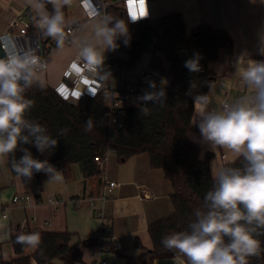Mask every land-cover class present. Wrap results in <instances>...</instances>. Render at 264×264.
<instances>
[{
    "label": "clouds",
    "instance_id": "9594fccd",
    "mask_svg": "<svg viewBox=\"0 0 264 264\" xmlns=\"http://www.w3.org/2000/svg\"><path fill=\"white\" fill-rule=\"evenodd\" d=\"M73 0H26L33 13L36 29L55 41L63 49L69 35L66 32L64 9ZM140 15L129 10L127 21L114 17L106 10L83 0L88 8L90 23L79 29L82 35L72 33V42L78 49L73 65L83 75L101 82L111 78L105 66V52L115 51L117 40L125 37L129 44L128 22L135 23L148 16L147 0ZM264 2V0H262ZM51 5V11L48 9ZM258 52L264 56V26L258 30ZM0 47L5 57L0 58V159L7 157L15 175L30 182L34 173H45L46 183L63 182V175L47 159L33 158L23 145H34L41 154L51 152L58 139L49 134L39 122L29 119L28 113L34 101L26 92L33 86L43 87L39 73L46 68L36 49L19 47L10 35L0 37ZM242 54L234 62L235 73L245 94L234 101L224 102L219 108H209L207 94L193 96L195 117L191 125L198 127L196 142L207 145L211 151L224 149L242 163L238 167H217L211 164L212 188L206 192L202 207L195 209L194 219L187 230L174 231L162 238L163 247L174 253L173 264H250V258L259 257L264 251V60L247 58ZM201 55L194 53L184 67L192 73L200 72ZM152 91H145L138 99L142 102L140 112L149 115L151 105L163 106L167 93L163 82L159 90L154 81H148ZM194 87V86H193ZM94 128V119L85 121L84 132ZM60 129L58 135L66 134ZM23 152L17 160L15 152ZM11 157V159H10ZM15 242L21 246L37 249L41 244L39 232L19 234Z\"/></svg>",
    "mask_w": 264,
    "mask_h": 264
},
{
    "label": "trees",
    "instance_id": "16d2710c",
    "mask_svg": "<svg viewBox=\"0 0 264 264\" xmlns=\"http://www.w3.org/2000/svg\"><path fill=\"white\" fill-rule=\"evenodd\" d=\"M47 7L51 11V5ZM105 10L127 21L126 11L119 5L108 4ZM64 12L67 21L65 9ZM128 28L129 32L133 31L127 37L129 44H124L125 37L117 40L118 49L126 55L120 62L132 68L144 54L150 55L148 66L161 75L169 76V84L165 87L167 100L163 106L148 102L146 106L150 107V111L147 116L140 112L141 104L125 107L116 121H112L103 93L83 94L78 103H71L55 88L43 83L42 88L33 86L26 92L27 98L34 101L28 118L45 126L49 134L58 139V144L50 153L44 154L39 153L34 145L23 147L31 146L33 158L47 159L60 171L66 172L71 166L79 165L87 177L102 171L97 157L110 151L115 152L120 160L146 153L150 165L162 169L172 185L173 212L148 226L152 247L131 260L133 263H144L174 255L163 247L162 238L174 231L187 230L188 224L195 218V209L202 207L206 192L212 188V154L207 153L201 159L198 144L188 136L195 113L192 95L209 96L217 78L210 65L219 59L221 52H232L233 39L227 30L207 24L187 33L180 12L161 16L156 26L144 18L134 26L128 22ZM194 53L201 55L199 63L202 70L198 73L189 72L184 67L185 61ZM139 87L140 92L152 91L143 82H139ZM190 89L192 95L187 94ZM89 117L94 119V128L84 132L85 121ZM60 129H66V134L58 135ZM241 163L236 159L225 166L238 167ZM36 232L41 235V244L33 254H27L28 247L15 242L17 235L30 232H15L11 243L18 256L7 262L1 260V264H32V258L38 264H50L54 260L63 264H86L82 249L79 243H72L70 232ZM258 238L264 248V236ZM82 243L91 244V240L85 239ZM250 264H264V251L259 257L250 258Z\"/></svg>",
    "mask_w": 264,
    "mask_h": 264
},
{
    "label": "crops",
    "instance_id": "0c3cea01",
    "mask_svg": "<svg viewBox=\"0 0 264 264\" xmlns=\"http://www.w3.org/2000/svg\"><path fill=\"white\" fill-rule=\"evenodd\" d=\"M109 4H117L125 9L128 16L133 7L140 15L144 4L141 0H106ZM148 20L156 26L161 16L180 12L183 16L187 33L196 30L200 25L207 24L219 29H225L233 39L231 53L221 52L219 59L211 63V69L217 78L209 90V108H219L226 98L229 102L245 94L246 89L240 84L235 73L234 62L242 54V63L248 59L264 60L258 52V30L264 26V2L262 0H147ZM31 10L26 0H0V33H2L16 13ZM67 21L79 19L82 28L90 23L80 0H73L65 7ZM29 16H27V19ZM135 25V23L130 22ZM77 32V35H82ZM73 42L65 44L63 49L57 47L51 55L47 71L40 72L43 83L55 88L71 59L77 52ZM121 59L126 55L122 50L111 51ZM149 54H144L134 70L148 65ZM195 117L192 118V120ZM191 120V122H192ZM188 136L199 137L198 127L191 125ZM200 148L199 156L205 158L211 153V164L217 167L225 166L237 158L224 149L211 151L207 145L196 142ZM31 150V146H25ZM226 153V158L222 154ZM23 152L17 150L15 158L19 160ZM11 159V157H10ZM63 182L46 183L49 177L41 172L34 173L30 182L23 180L12 171L8 158L0 159V260L11 261L18 255L14 252L11 237L15 227H24L22 232H65L72 234V243L80 245L83 261L94 264L97 257L108 259L110 264H173V256H163L146 261L133 263V257L146 253L152 247L148 226L173 212L171 193L173 191L169 180L160 168L150 165L146 153L133 155L126 160H120L115 152H111L102 171L95 176L87 177L79 165L71 166L66 172L61 171ZM114 180L119 183L110 193L106 201L96 200L95 206L88 202L90 197H100L104 191V181ZM15 194L31 196L30 200L12 203ZM49 198H55V204L49 203ZM80 198L81 205L76 206ZM103 212V222L98 213ZM104 224L105 235L121 242L118 251H100L94 244H83L82 241L93 236ZM139 242L140 244L138 245ZM35 249L28 247L27 254H33ZM183 264V258H180ZM32 264H38L32 258ZM50 264H63L54 260Z\"/></svg>",
    "mask_w": 264,
    "mask_h": 264
},
{
    "label": "built area",
    "instance_id": "2783aa9c",
    "mask_svg": "<svg viewBox=\"0 0 264 264\" xmlns=\"http://www.w3.org/2000/svg\"><path fill=\"white\" fill-rule=\"evenodd\" d=\"M93 5L105 10L109 4L106 0H91ZM82 7L86 12L87 18H90L87 15L88 8L83 3V0H80ZM27 16L29 18L27 19ZM82 22L79 19H70L66 21V32L69 35L68 40L65 44L72 42L73 36L72 33L79 32L78 30L82 28ZM10 35L15 39L16 44L24 49H36V54L41 57V60L45 62L46 68L41 72L47 71L51 62V55L53 50L57 47L54 40L45 37L40 33L34 23H33V13L31 10L26 12L16 13L12 17L6 29L0 33V37ZM4 52L3 48L1 47ZM78 50L75 56L69 62L65 72L62 76V79L57 84L55 89L60 93L59 89L64 88L67 93V98L65 95H61L71 103H78L79 97L83 94L95 95L97 93H103L105 97L106 107L108 109V115L111 117L112 121H116L117 116L125 107L140 105L142 104L139 101V97L143 95L144 92H140L139 82H143L148 88V81H154L157 85V89L162 85L165 88L169 84V76L161 75L158 71L150 68L148 65H144L136 70L128 67L127 64L121 63V58L118 57L115 53H107L105 55V66L111 71V78L106 79L101 82L97 79L90 78L87 75L81 74L78 69V66L75 68L72 65L73 61L76 59ZM5 56V52H4ZM1 58V57H0ZM229 102L224 98L221 102V105L224 102ZM109 158V152L104 154L102 157H97L100 167H104L105 162ZM222 158H226V153L222 154ZM119 185L118 182L114 180H109L105 178L104 181V191L100 197H90L88 202L95 206L96 200L106 201L108 198V193H110L115 187ZM31 196L28 194L20 195L15 194L12 197V203H19L23 201L30 200ZM49 203L55 204V198H49ZM80 198L76 199V206L81 205ZM98 213L103 222V212L102 209H99ZM106 226L101 225L100 229L88 239L91 240V243L96 245L100 251H118L121 249V242L114 240L113 237L105 235ZM15 232L24 231V227H15ZM108 242V244H103V242ZM1 264V260H0ZM94 264H110L108 259H102L97 257Z\"/></svg>",
    "mask_w": 264,
    "mask_h": 264
},
{
    "label": "snow or ice",
    "instance_id": "6c2138e0",
    "mask_svg": "<svg viewBox=\"0 0 264 264\" xmlns=\"http://www.w3.org/2000/svg\"><path fill=\"white\" fill-rule=\"evenodd\" d=\"M142 3V2H141ZM142 7H141V9H140V11L142 12ZM132 12H133V14L135 15L136 14V10H135V8L133 7V9H132ZM73 67L75 68L76 66L75 65H73ZM59 91H60V93L62 94V95H65V98H67V93L65 92V89L62 87V88H60L59 89Z\"/></svg>",
    "mask_w": 264,
    "mask_h": 264
},
{
    "label": "water",
    "instance_id": "95a60500",
    "mask_svg": "<svg viewBox=\"0 0 264 264\" xmlns=\"http://www.w3.org/2000/svg\"><path fill=\"white\" fill-rule=\"evenodd\" d=\"M0 57H1V58H4V57H5V56H4V52L2 51L1 47H0Z\"/></svg>",
    "mask_w": 264,
    "mask_h": 264
},
{
    "label": "rangeland",
    "instance_id": "374dc122",
    "mask_svg": "<svg viewBox=\"0 0 264 264\" xmlns=\"http://www.w3.org/2000/svg\"><path fill=\"white\" fill-rule=\"evenodd\" d=\"M133 26H134V25H133ZM129 34H133V31H130ZM39 75H40V73H39ZM111 152H112V151L109 152V156H110Z\"/></svg>",
    "mask_w": 264,
    "mask_h": 264
}]
</instances>
